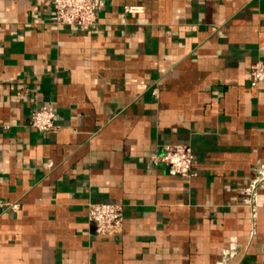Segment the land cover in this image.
I'll return each mask as SVG.
<instances>
[{
  "label": "crops",
  "instance_id": "crops-1",
  "mask_svg": "<svg viewBox=\"0 0 264 264\" xmlns=\"http://www.w3.org/2000/svg\"><path fill=\"white\" fill-rule=\"evenodd\" d=\"M100 3L81 31L52 0H0V200L20 204L0 264H264V0ZM41 105L58 131L28 124ZM174 143L191 176L150 161ZM90 201L121 204V232Z\"/></svg>",
  "mask_w": 264,
  "mask_h": 264
},
{
  "label": "built area",
  "instance_id": "built-area-1",
  "mask_svg": "<svg viewBox=\"0 0 264 264\" xmlns=\"http://www.w3.org/2000/svg\"><path fill=\"white\" fill-rule=\"evenodd\" d=\"M55 22L69 25L81 31L90 30L97 23L100 0H52ZM127 10H136L127 7ZM264 82V61L257 60L251 65L250 85L256 87ZM57 108L53 105L37 106L31 113L28 124L39 131H58L56 125ZM8 127V126H7ZM150 161L163 164L172 174L191 176L195 163V153L192 145L187 143L167 144L163 153H150ZM264 181V169L259 170L258 176L248 188L253 218L257 216L256 190ZM18 202L0 200V214L3 210H18ZM88 219L100 235H113L121 232L124 221V211L121 204L111 202L90 201L88 203ZM225 255L228 252H224ZM219 264H227L226 260Z\"/></svg>",
  "mask_w": 264,
  "mask_h": 264
}]
</instances>
